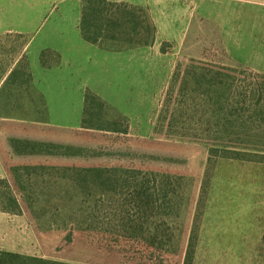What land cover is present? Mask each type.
<instances>
[{
	"label": "rangeland",
	"instance_id": "1",
	"mask_svg": "<svg viewBox=\"0 0 264 264\" xmlns=\"http://www.w3.org/2000/svg\"><path fill=\"white\" fill-rule=\"evenodd\" d=\"M121 1L146 10L147 44L86 41L84 0L30 5L32 75L9 97L0 87L1 199L32 231L23 257L264 264V160L224 156L238 123L191 67L264 74V0Z\"/></svg>",
	"mask_w": 264,
	"mask_h": 264
},
{
	"label": "trees",
	"instance_id": "2",
	"mask_svg": "<svg viewBox=\"0 0 264 264\" xmlns=\"http://www.w3.org/2000/svg\"><path fill=\"white\" fill-rule=\"evenodd\" d=\"M83 38L94 45L106 41L124 40L138 41L146 44L154 38L155 26L148 17L146 10L127 2L112 0H84L82 20L80 25ZM107 50H112L103 47ZM118 47L115 50H121ZM21 65V64H20ZM194 76L205 90L200 91L206 98L214 100V93H223L224 107L227 114L226 122H237L235 127L224 128L221 144L227 146L224 156L246 159L254 156L264 160V74L250 70H240L237 75L226 73L223 68H201L192 65ZM203 70V71H202ZM199 94V96L201 95ZM97 99L88 93L86 96L85 113ZM87 118L83 120V129L94 128ZM86 124V125H85ZM117 127L108 128L102 123L96 129L125 132L126 129ZM51 129V128H50ZM49 129V130H50ZM81 130L74 131L79 136ZM253 160V159H250ZM8 170V169H7ZM3 255L0 264H59L39 258H25L24 255L1 252ZM191 256V254H190Z\"/></svg>",
	"mask_w": 264,
	"mask_h": 264
},
{
	"label": "crops",
	"instance_id": "3",
	"mask_svg": "<svg viewBox=\"0 0 264 264\" xmlns=\"http://www.w3.org/2000/svg\"><path fill=\"white\" fill-rule=\"evenodd\" d=\"M32 3L33 0H0V87L8 92H5L8 97L11 91L15 92V84L20 82L18 76L26 82L27 76L32 75L31 64L27 61L21 65L24 70H18L33 43L32 29L27 26V20L33 18ZM7 171L0 155V252L26 255L32 248V231L23 223L18 226V216L2 205L1 180Z\"/></svg>",
	"mask_w": 264,
	"mask_h": 264
}]
</instances>
